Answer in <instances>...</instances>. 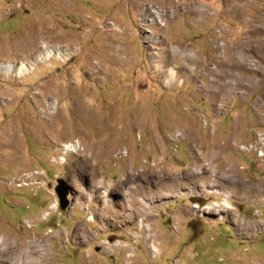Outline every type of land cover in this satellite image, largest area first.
Segmentation results:
<instances>
[{
    "label": "rangeland",
    "instance_id": "obj_1",
    "mask_svg": "<svg viewBox=\"0 0 264 264\" xmlns=\"http://www.w3.org/2000/svg\"><path fill=\"white\" fill-rule=\"evenodd\" d=\"M0 264H264V0H0Z\"/></svg>",
    "mask_w": 264,
    "mask_h": 264
},
{
    "label": "built area",
    "instance_id": "obj_2",
    "mask_svg": "<svg viewBox=\"0 0 264 264\" xmlns=\"http://www.w3.org/2000/svg\"><path fill=\"white\" fill-rule=\"evenodd\" d=\"M80 148V141L78 139L62 145L60 155L55 159L58 163L64 164L67 160L68 154L76 152ZM43 177H46V173L42 169H34L24 173V176L17 181V177L11 179L12 182H16L19 186H33L42 185L45 183Z\"/></svg>",
    "mask_w": 264,
    "mask_h": 264
},
{
    "label": "water",
    "instance_id": "obj_3",
    "mask_svg": "<svg viewBox=\"0 0 264 264\" xmlns=\"http://www.w3.org/2000/svg\"><path fill=\"white\" fill-rule=\"evenodd\" d=\"M56 192L60 198V206L65 209L69 203L68 195H69V187L65 179H59L58 185L56 186Z\"/></svg>",
    "mask_w": 264,
    "mask_h": 264
},
{
    "label": "bare ground",
    "instance_id": "obj_4",
    "mask_svg": "<svg viewBox=\"0 0 264 264\" xmlns=\"http://www.w3.org/2000/svg\"><path fill=\"white\" fill-rule=\"evenodd\" d=\"M56 49V48H55ZM54 52V51H53ZM4 68L8 69V70H12L15 66L13 65H4ZM20 68L22 69V67L20 66ZM91 220L93 219V217L90 218ZM141 223V222H140ZM119 247L121 246L120 244H117ZM122 247V246H121ZM153 249V248H152Z\"/></svg>",
    "mask_w": 264,
    "mask_h": 264
}]
</instances>
